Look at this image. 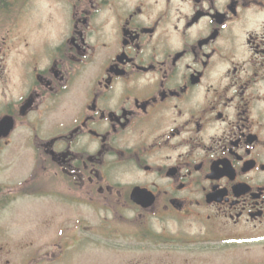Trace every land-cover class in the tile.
Instances as JSON below:
<instances>
[{"label": "flooded vegetation", "instance_id": "obj_1", "mask_svg": "<svg viewBox=\"0 0 264 264\" xmlns=\"http://www.w3.org/2000/svg\"><path fill=\"white\" fill-rule=\"evenodd\" d=\"M0 122V209L72 208L0 264L264 245V0H0Z\"/></svg>", "mask_w": 264, "mask_h": 264}, {"label": "rangeland", "instance_id": "obj_2", "mask_svg": "<svg viewBox=\"0 0 264 264\" xmlns=\"http://www.w3.org/2000/svg\"><path fill=\"white\" fill-rule=\"evenodd\" d=\"M10 87H13L10 85ZM3 165L0 167V182L10 181L12 173ZM12 180V179H11ZM15 180H13L14 182ZM15 196V199L0 209V246L12 244L19 246V242L32 240L33 246L44 245L46 239L49 241L54 237V216H59L58 221L72 214V208L54 204V197L23 198ZM13 251V249H12ZM223 252L219 256V264H229ZM236 259H244L249 264L264 263V245L245 246L236 248L234 252ZM11 261L18 257H14ZM213 262V261H211Z\"/></svg>", "mask_w": 264, "mask_h": 264}]
</instances>
